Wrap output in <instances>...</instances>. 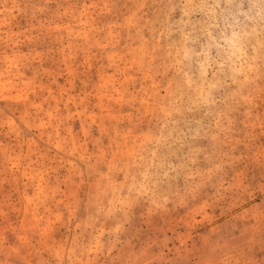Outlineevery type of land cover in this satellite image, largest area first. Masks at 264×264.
<instances>
[{
    "label": "rangeland",
    "instance_id": "374dc122",
    "mask_svg": "<svg viewBox=\"0 0 264 264\" xmlns=\"http://www.w3.org/2000/svg\"><path fill=\"white\" fill-rule=\"evenodd\" d=\"M0 264H264V0H0Z\"/></svg>",
    "mask_w": 264,
    "mask_h": 264
}]
</instances>
